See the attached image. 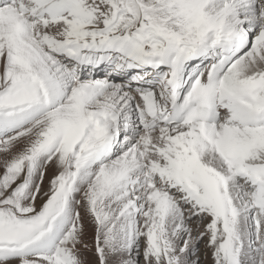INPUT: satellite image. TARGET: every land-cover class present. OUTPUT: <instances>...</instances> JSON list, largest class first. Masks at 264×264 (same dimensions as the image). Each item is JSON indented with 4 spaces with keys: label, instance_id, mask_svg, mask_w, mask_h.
<instances>
[{
    "label": "snow or ice",
    "instance_id": "1",
    "mask_svg": "<svg viewBox=\"0 0 264 264\" xmlns=\"http://www.w3.org/2000/svg\"><path fill=\"white\" fill-rule=\"evenodd\" d=\"M0 264H264V0H0Z\"/></svg>",
    "mask_w": 264,
    "mask_h": 264
}]
</instances>
